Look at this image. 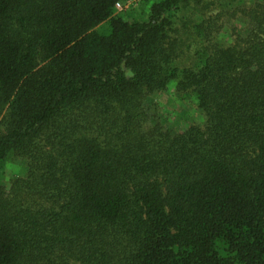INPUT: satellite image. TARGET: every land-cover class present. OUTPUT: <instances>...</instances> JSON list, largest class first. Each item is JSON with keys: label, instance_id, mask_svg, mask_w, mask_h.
Listing matches in <instances>:
<instances>
[{"label": "trees", "instance_id": "16d2710c", "mask_svg": "<svg viewBox=\"0 0 264 264\" xmlns=\"http://www.w3.org/2000/svg\"><path fill=\"white\" fill-rule=\"evenodd\" d=\"M121 1L0 0V264H264V0Z\"/></svg>", "mask_w": 264, "mask_h": 264}, {"label": "rangeland", "instance_id": "374dc122", "mask_svg": "<svg viewBox=\"0 0 264 264\" xmlns=\"http://www.w3.org/2000/svg\"><path fill=\"white\" fill-rule=\"evenodd\" d=\"M137 0H123L121 1V3H119V5H117V10H122L123 8V5L124 7H128L129 5H132L136 2ZM169 96V93H160V94H157L156 95V99L157 101L161 102L162 105L164 107L167 108V110L169 111V114L170 115H174V113H176V111L178 110V108L182 109V110H187V111H190V112H193L194 109L186 104V103H183V104H179V103H173V102H170L167 98ZM184 126V124L182 125V127ZM8 174H11V171H7Z\"/></svg>", "mask_w": 264, "mask_h": 264}, {"label": "built area", "instance_id": "2783aa9c", "mask_svg": "<svg viewBox=\"0 0 264 264\" xmlns=\"http://www.w3.org/2000/svg\"><path fill=\"white\" fill-rule=\"evenodd\" d=\"M119 5V3L116 4V6Z\"/></svg>", "mask_w": 264, "mask_h": 264}]
</instances>
